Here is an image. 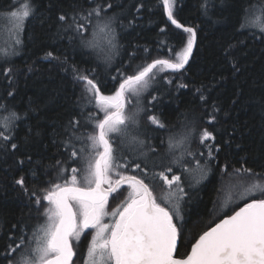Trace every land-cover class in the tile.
I'll list each match as a JSON object with an SVG mask.
<instances>
[{
	"label": "trees",
	"instance_id": "1",
	"mask_svg": "<svg viewBox=\"0 0 264 264\" xmlns=\"http://www.w3.org/2000/svg\"><path fill=\"white\" fill-rule=\"evenodd\" d=\"M26 2L29 0H0V18H8L9 8L16 10ZM35 2L36 16L27 23L19 52L12 58L0 55V123L12 112L19 117L13 121L15 127L12 129L16 149L5 151L4 145L11 142L0 139V264L10 245L22 235L31 239V230L45 223V216L36 210L34 201L46 193L47 182L56 180L61 166H77L68 158L66 148L70 145L65 128L74 114L81 113L80 105L85 103L82 97L86 93L82 92L85 85L67 70L69 66L74 64L82 75L95 76L101 92L112 95L124 75L133 74L153 59L172 58L186 46L188 36L167 21L162 0H110L118 18L114 25L118 48L111 62L105 63L99 49L79 46L78 41L72 40L71 33L57 36V15L72 12L74 6L87 7L92 0ZM213 2L215 7L210 8L206 16L202 0H177L176 19L197 30L193 56L182 72L159 71L150 87L141 93L138 99L145 109L140 114L143 145L123 148L130 167L121 171L127 176L138 177L140 173L132 166L133 161H147L149 167L153 161L159 162L167 148L168 136L186 126L193 132L191 150L204 153L198 158L201 165L206 164L209 169L207 178L193 187L187 186L188 182L194 183L192 178L188 177L185 182L188 195L181 203L183 228L178 257H185L204 231L247 203L217 214L224 200V183L228 177L221 179L225 165L229 172L244 166L264 173V34L258 28L246 31L237 28L244 7L254 2L264 3V0ZM140 4L144 7L137 12ZM129 20L134 23L129 24ZM3 25L1 22L0 27ZM88 35L90 37L91 32ZM106 42V39L101 40V46ZM229 49L231 55L225 56ZM48 53L55 59L49 58ZM5 65L11 72L6 74ZM181 84L187 87L181 88ZM202 93L207 100L201 99ZM135 103L133 99L132 104ZM83 111L94 113L97 119L104 115L94 105H88ZM149 115L163 120L166 128L152 125L147 119ZM76 118L82 119L79 115ZM202 129L215 136L214 141L204 142L219 149L212 153L214 160L208 156V148L198 140ZM80 131H91V126H83ZM0 134L7 135L8 130L0 127ZM80 146L76 144L77 149ZM150 147L157 151H149ZM185 160L193 161V157L186 156ZM187 166L195 168V162ZM173 168L179 174L178 166L173 165ZM167 175L171 178V173ZM21 178L28 191L16 183ZM181 180L185 181V175ZM145 183L149 180L145 179ZM149 186L159 202L161 193L166 191L164 181L155 179ZM31 192L37 195L30 197ZM126 194L120 188L109 197L108 208L117 209ZM46 204L41 199V208ZM80 250L73 264H82L85 250Z\"/></svg>",
	"mask_w": 264,
	"mask_h": 264
},
{
	"label": "snow or ice",
	"instance_id": "2",
	"mask_svg": "<svg viewBox=\"0 0 264 264\" xmlns=\"http://www.w3.org/2000/svg\"><path fill=\"white\" fill-rule=\"evenodd\" d=\"M202 4L206 16L209 9L215 7L213 0H202ZM162 5L167 20L188 34L186 46L174 53L172 58L153 59L133 74L124 75L118 81V90L112 95L101 92L95 76L90 78L80 74L74 64L67 69L76 81L85 85L82 92L86 93L82 97L85 103L80 105L81 113L74 114L65 128L70 145L66 148L68 158L76 162L77 166H61L57 170L56 180L47 182L49 186L46 193L34 201L36 210L46 217L45 223L31 230V239L22 235L10 245L3 254V264H72L75 255L72 242H79L82 234L89 229L94 230V234H90L87 264H264V183H261L264 173L244 166L229 172L225 165L221 179L227 175L230 181L234 180L243 187L242 198L256 192L260 196L221 218L215 226L199 235L191 245L189 254L177 257V245L183 228L181 203L188 195L185 182L191 176L194 183L188 182L187 186L193 187L206 179L209 172L207 165L202 166L198 158L204 153L191 150L192 130L186 126L170 134L166 140L167 148L163 150L164 155H161L159 162L153 161L151 167L147 161H133L132 166L140 173L139 177L127 176L121 171L130 167L123 148L143 145L140 139V114L145 109L138 98L150 87L159 71H184L196 44V28L176 19L174 12L177 0H162ZM143 7L140 4L136 11L139 12ZM114 12L110 0H92L87 7L74 6L72 12L57 15V36L71 33L72 40L78 41L79 46L99 49L101 58L109 63L118 48L114 26L118 18ZM7 15L15 19L12 31L16 38L12 41L13 46L19 45L28 21L36 16V2L29 0L16 7V10L9 8ZM133 23L134 20H129V24ZM237 28L240 31L258 28L264 34V3L246 5ZM160 30L165 31L164 28ZM103 39L107 42L102 47ZM168 51L171 53L172 49ZM224 54L231 55V50ZM47 55L55 59L51 53ZM233 67L236 65L233 64ZM5 68L6 74L11 72L10 67L5 65ZM168 82L171 83V80ZM180 87L186 88L187 85L181 84ZM133 99H136L135 104H132ZM201 99L207 100V97L202 93ZM88 105L99 108L103 117L97 119L94 113L84 112L83 109ZM77 115L82 119H77ZM18 118L12 112L0 123V127L8 130L7 135L0 134V139L11 142L4 145L5 151L17 147L12 129L15 127L13 121ZM147 119L159 129L166 128L165 122L156 115H149ZM89 125L91 131H80L81 127ZM198 140L204 144L205 141H214L215 136L207 129H202ZM77 143L81 145L78 149ZM204 147L208 148V156L214 160L212 153L219 149L211 148L208 144H204ZM149 151L156 152L157 149L150 147ZM186 156L193 157L195 168L187 166L193 161H186ZM173 165L178 166L179 174ZM157 168H160L159 172ZM68 172L70 176L63 175ZM168 173H171V178ZM182 175H185V181L181 180ZM145 179L149 183H145ZM155 179H162L166 185L159 202L149 186ZM16 183L28 191L22 178ZM125 184L127 194L124 202L109 213L106 211L109 197L118 193ZM36 195L35 192L30 193V197ZM41 199L47 202L43 208ZM109 215L112 222L104 223V218Z\"/></svg>",
	"mask_w": 264,
	"mask_h": 264
},
{
	"label": "rangeland",
	"instance_id": "3",
	"mask_svg": "<svg viewBox=\"0 0 264 264\" xmlns=\"http://www.w3.org/2000/svg\"><path fill=\"white\" fill-rule=\"evenodd\" d=\"M6 19H3V17L0 18V24L1 22H4V25L0 27V55L3 54L5 58H8V57L12 58V57H15L17 53L19 52L20 44L13 46V43H12V41L15 40L16 38L15 34L12 31L15 26V19L11 18L10 16ZM189 178H192V177L189 176ZM245 183H251V181H246ZM261 183H264V180H262ZM224 185H225L224 196H223L224 200L222 204L218 207L217 214H222L232 209L233 207L240 205L241 203L249 202L251 199H255L260 196V193L256 192L254 194H250L247 198H242L243 187L238 186L236 181L234 180L230 181L228 177ZM105 187H107V185H105ZM121 188H123L124 192L126 193L127 185L125 184ZM226 203H227V207L225 208ZM106 211L111 213L112 210H110L107 206ZM44 219L46 220V217ZM111 222H112V218L110 215L104 218V223H111ZM90 234H94V230L89 229L86 232H84L79 242H76V241L72 242L73 248L77 252V251H80L81 243L84 241V239H86L85 240V246H86L85 253L82 255L83 257H81L82 264H87V249L89 247V242L91 240Z\"/></svg>",
	"mask_w": 264,
	"mask_h": 264
},
{
	"label": "water",
	"instance_id": "4",
	"mask_svg": "<svg viewBox=\"0 0 264 264\" xmlns=\"http://www.w3.org/2000/svg\"><path fill=\"white\" fill-rule=\"evenodd\" d=\"M165 15H166V13H165ZM166 19H167V17H166ZM167 21H168V20H167ZM168 22L171 24L170 21H168ZM196 40H197V39H196ZM195 46H196V44H195ZM195 46H194V48H193V52H192V55H191V57H190V59H189V62H190V60H191V58H192V56H193V53H194V50H195ZM189 62H188V64H189ZM188 64L186 65V67L188 66ZM186 67H185V68H186ZM241 207H242V206H241ZM239 208H240V207H239ZM239 208L236 209V210H239ZM218 222H219V221H218ZM218 222H217V223H218ZM213 226H215V225H213ZM213 226H212V227H213ZM178 246H179V241H178V245H177V250H178ZM190 251H191V249H190ZM190 251H189V253H190ZM189 253H188V254H189ZM176 254H177V253H176ZM177 257H178V256H177ZM74 258H75V255H74V257L72 258V261L74 260Z\"/></svg>",
	"mask_w": 264,
	"mask_h": 264
},
{
	"label": "flooded vegetation",
	"instance_id": "5",
	"mask_svg": "<svg viewBox=\"0 0 264 264\" xmlns=\"http://www.w3.org/2000/svg\"><path fill=\"white\" fill-rule=\"evenodd\" d=\"M80 248L81 249H86V246L85 245H82V243H81V246H80ZM73 250H74V248H73ZM81 251V250H80ZM74 252H75V258H76V256H77V252L74 250ZM84 253H85V251H84ZM73 262H74V260H73ZM73 262H72V264H73Z\"/></svg>",
	"mask_w": 264,
	"mask_h": 264
},
{
	"label": "bare ground",
	"instance_id": "6",
	"mask_svg": "<svg viewBox=\"0 0 264 264\" xmlns=\"http://www.w3.org/2000/svg\"><path fill=\"white\" fill-rule=\"evenodd\" d=\"M165 13V12H164Z\"/></svg>",
	"mask_w": 264,
	"mask_h": 264
}]
</instances>
